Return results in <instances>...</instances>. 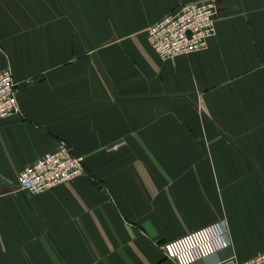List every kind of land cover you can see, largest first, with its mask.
<instances>
[{"label":"crops","instance_id":"obj_1","mask_svg":"<svg viewBox=\"0 0 264 264\" xmlns=\"http://www.w3.org/2000/svg\"><path fill=\"white\" fill-rule=\"evenodd\" d=\"M200 1L0 0V264H176L163 243L220 221L196 264L264 252V0H215L207 49L162 60L148 28ZM60 141L83 174L21 190Z\"/></svg>","mask_w":264,"mask_h":264},{"label":"built area","instance_id":"obj_2","mask_svg":"<svg viewBox=\"0 0 264 264\" xmlns=\"http://www.w3.org/2000/svg\"><path fill=\"white\" fill-rule=\"evenodd\" d=\"M217 14L215 0L184 4L148 28L149 44L166 61L203 51L216 35ZM18 93L11 67L0 69V119L21 114ZM84 169V158L74 154L67 142L60 141L54 151L21 171L18 187L37 195L74 180ZM231 245L229 231L220 221L163 243L161 249L176 264H196ZM222 264H264V252L244 261L231 257Z\"/></svg>","mask_w":264,"mask_h":264},{"label":"rangeland","instance_id":"obj_3","mask_svg":"<svg viewBox=\"0 0 264 264\" xmlns=\"http://www.w3.org/2000/svg\"><path fill=\"white\" fill-rule=\"evenodd\" d=\"M118 147H120V146H118ZM71 181H73V180H71ZM70 182V181H69ZM68 183V182H67Z\"/></svg>","mask_w":264,"mask_h":264}]
</instances>
